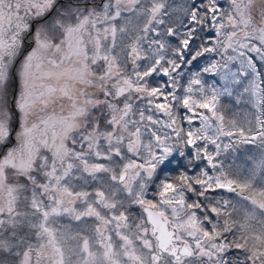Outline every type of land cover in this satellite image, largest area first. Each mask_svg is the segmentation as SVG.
<instances>
[{
    "label": "snow or ice",
    "instance_id": "snow-or-ice-1",
    "mask_svg": "<svg viewBox=\"0 0 264 264\" xmlns=\"http://www.w3.org/2000/svg\"><path fill=\"white\" fill-rule=\"evenodd\" d=\"M0 149V264H264V0H0Z\"/></svg>",
    "mask_w": 264,
    "mask_h": 264
},
{
    "label": "rangeland",
    "instance_id": "rangeland-1",
    "mask_svg": "<svg viewBox=\"0 0 264 264\" xmlns=\"http://www.w3.org/2000/svg\"><path fill=\"white\" fill-rule=\"evenodd\" d=\"M180 2H181V0H169V3H171V4H178ZM222 2H223V0H222ZM30 46L26 45V47H30ZM213 59H219V57L212 55V54H209V55H206V56L200 58L198 60V64L194 67L192 72H196V71L202 72V69L204 67L208 66L209 62ZM18 71H19V62L17 63L16 69L14 70L13 79H12L11 85H10V99L16 97L19 93V90H20V79H19ZM158 77H160L161 79H160V81L155 82L156 84L165 82L167 80L166 77H163V76H158ZM203 79L206 82V85H205L206 87H209L212 84H216L219 87L221 84V79H220L219 75L213 76L209 73H203ZM185 86H186V84H185ZM232 90H233L232 96L224 95V96L220 97L221 110L224 112L225 116H226L227 112L229 111V113L232 114L231 118H235L241 122L244 121L245 119H251L252 118L251 114L254 113L255 110L252 108L250 103L246 102V101H248L247 94H245L241 98V103H237L236 97L239 94V91L241 90L240 86H234V87H232ZM12 110H13V114H14L13 128L15 130H18L19 113L15 109L14 102H13ZM239 116H241V118H239ZM195 126L198 127L199 124L197 123ZM224 139H225V141H227V138H224ZM209 147H210V150H212V146H209ZM2 151H3V149H0V153H2ZM238 152H239L238 149H236V151L234 153L230 152L229 156L232 157L236 161L237 160L236 154L239 155ZM260 155H261V150H259V151L254 150L252 153H250L249 157H248L249 161H247L246 167H251L253 164V161L259 159ZM238 157L242 163H244V164L246 163L244 157H241V156H238Z\"/></svg>",
    "mask_w": 264,
    "mask_h": 264
},
{
    "label": "trees",
    "instance_id": "trees-1",
    "mask_svg": "<svg viewBox=\"0 0 264 264\" xmlns=\"http://www.w3.org/2000/svg\"><path fill=\"white\" fill-rule=\"evenodd\" d=\"M208 35H212V33H208ZM29 46H30V45H29ZM30 48H31V46H30V47H26V48H25V52L29 51ZM197 64H198V61L195 62V63L193 64V66H192L191 69H185L186 76H185V78H182V79H181V84H182V85H185L186 82H187V80H186V78H187V73H188L189 71L192 72V70L194 69V67H195ZM160 79H161V78L158 77V76H154L153 78H150L152 84H156L155 82L160 81ZM181 111H183V110H181ZM241 115H242V114H241ZM231 117H232V114L229 113V111H228L227 114H226V118H231ZM239 118H241V116H239ZM237 149H238V151H239V152H238L239 155L236 154V155H237V158H236L237 160L235 161V164L238 165V166H241V167H246V166H247V161H249V160H248V157H249V154H250V153H252L254 150H256V151L261 150V148H259V147L256 146V145H253V144L239 145V146L237 147ZM238 156L244 157L246 163H245V164L242 163V162L239 160V157H238Z\"/></svg>",
    "mask_w": 264,
    "mask_h": 264
}]
</instances>
